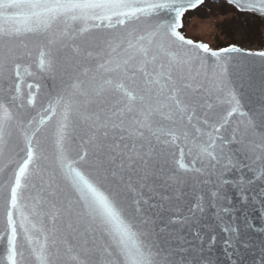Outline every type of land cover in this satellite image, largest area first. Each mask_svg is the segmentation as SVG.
<instances>
[{
    "label": "snow or ice",
    "instance_id": "snow-or-ice-1",
    "mask_svg": "<svg viewBox=\"0 0 264 264\" xmlns=\"http://www.w3.org/2000/svg\"><path fill=\"white\" fill-rule=\"evenodd\" d=\"M228 2L264 17V0ZM203 3L0 0V264H220L210 224L207 238L179 234L206 209L242 264L235 213L264 215V64L259 108L245 111L237 82L251 87V70L230 56L241 49L182 34ZM185 203L190 215H169ZM260 243L249 264H264Z\"/></svg>",
    "mask_w": 264,
    "mask_h": 264
},
{
    "label": "water",
    "instance_id": "water-1",
    "mask_svg": "<svg viewBox=\"0 0 264 264\" xmlns=\"http://www.w3.org/2000/svg\"><path fill=\"white\" fill-rule=\"evenodd\" d=\"M206 2L211 3H226L229 6H232L235 8L232 4L228 2V0H204V3L200 6H198L196 9L190 10L189 12H193L203 6ZM236 9V8H235ZM237 10V9H236ZM240 12V11H239ZM188 13V12H187ZM242 13V12H241ZM249 14V13H247ZM254 15V14H252ZM258 17H261L259 15H256ZM264 18V17H261ZM183 34V33H182ZM233 46V45H232ZM238 48H240L237 45H234ZM240 53H232L230 56L232 57V62H242V65L244 66L245 70H251L252 80H251V87H249L248 81H244V87H239V81L237 82V90L238 93H242L241 102L245 106L244 110L247 111L250 108H259L260 105V82H261V72H262V64H264V59H262L259 56H249L247 53H257L261 51H249L244 50L242 48ZM218 51V50H217ZM60 75L64 77L65 80H67L69 77L75 75L77 73V67L75 66L73 60H72V53H68L67 59H65L62 64L59 66L58 69ZM33 80L31 78H25V83L22 86L23 91L27 93V83H31ZM44 84L47 85L48 88H51L52 86V80L51 78H46L43 81ZM179 153L177 151V157ZM162 163V162H161ZM160 176V179L157 180V184H160L163 182L164 179L167 178L169 175L168 166L164 165V171L162 173H158ZM260 190V185L257 184L255 186V189L253 192H250L249 195H253L255 193H258ZM235 190L232 188H229V195L233 196L234 199L237 202V207L239 208V198L238 196L234 195ZM190 203H194V196H188L184 198ZM188 204H182L180 213H169V215H172L173 218H176L181 213L183 215H190L187 211ZM213 210L206 209L204 214L197 213V216H202L201 224H196L191 228V231L188 230V227L185 226L182 231L179 232L180 235L185 236L187 239L191 240L193 237V234L195 233L197 228H201L202 235L207 238V235L209 234V229L207 227H202L203 225L210 224L212 227L211 234L217 236V242L214 245L213 249V258L217 259L220 264H230L229 261L226 260V256L224 253V239L227 238V233L223 232V227L225 226L224 223L221 221L216 220L215 216L212 214ZM248 215L249 223L253 224L254 227L251 230H246L244 225V216ZM224 217V221H229V216L227 214H222ZM237 216V219L232 222L234 227H239L242 231H244L243 240L246 241L249 245V247L245 248L243 244L238 245L240 252V257L233 256V259H242V264H249L250 261L256 260L259 261L260 255H261V240H264V233H260L258 229L260 227H264V215L261 214L259 205L254 206L253 208H245L241 209L239 212L235 213ZM162 226V225H161ZM170 228L179 230L181 229V226L179 224L171 225Z\"/></svg>",
    "mask_w": 264,
    "mask_h": 264
},
{
    "label": "rangeland",
    "instance_id": "rangeland-1",
    "mask_svg": "<svg viewBox=\"0 0 264 264\" xmlns=\"http://www.w3.org/2000/svg\"><path fill=\"white\" fill-rule=\"evenodd\" d=\"M252 14L245 18L252 23ZM182 33L189 39L204 42L212 50L237 45L244 50L264 51V18L261 19L259 33L251 34L244 27L242 16L231 8H220L218 3L207 2L183 19Z\"/></svg>",
    "mask_w": 264,
    "mask_h": 264
},
{
    "label": "trees",
    "instance_id": "trees-1",
    "mask_svg": "<svg viewBox=\"0 0 264 264\" xmlns=\"http://www.w3.org/2000/svg\"><path fill=\"white\" fill-rule=\"evenodd\" d=\"M218 7H220V8H227L228 7V8H231L232 10H235L238 13V15L242 16L243 23H244L243 25L246 28L247 32H249L251 34L254 33L256 35L259 33V27L258 26L261 25V19H262L261 17H258L256 15H251V17H250L251 19H249V20L252 21V23L249 24L248 21H246L248 18L247 19L245 18V16H247V13H241L226 3H218ZM190 14H191V12L186 13L184 19H186ZM220 48H223V47L221 46Z\"/></svg>",
    "mask_w": 264,
    "mask_h": 264
}]
</instances>
